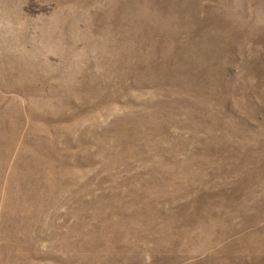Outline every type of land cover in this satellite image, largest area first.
<instances>
[{
    "label": "rangeland",
    "instance_id": "374dc122",
    "mask_svg": "<svg viewBox=\"0 0 264 264\" xmlns=\"http://www.w3.org/2000/svg\"><path fill=\"white\" fill-rule=\"evenodd\" d=\"M0 264H264V0H0Z\"/></svg>",
    "mask_w": 264,
    "mask_h": 264
}]
</instances>
